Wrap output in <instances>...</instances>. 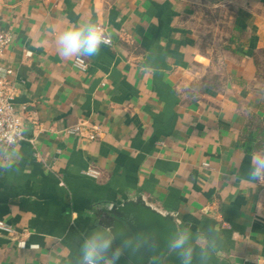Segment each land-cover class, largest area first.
<instances>
[{"label":"crops","instance_id":"obj_1","mask_svg":"<svg viewBox=\"0 0 264 264\" xmlns=\"http://www.w3.org/2000/svg\"><path fill=\"white\" fill-rule=\"evenodd\" d=\"M86 20L114 44L83 70L54 35ZM0 31V75L30 118L0 145V221L15 231L0 230V264H78L107 209L139 199L197 248L214 232L210 264L264 258V184L247 178L264 150V0H0ZM151 53L171 68L144 66ZM83 120L99 138L68 131Z\"/></svg>","mask_w":264,"mask_h":264},{"label":"clouds","instance_id":"obj_2","mask_svg":"<svg viewBox=\"0 0 264 264\" xmlns=\"http://www.w3.org/2000/svg\"><path fill=\"white\" fill-rule=\"evenodd\" d=\"M58 55L62 59L92 57L99 53L102 44H110V37L104 28L91 20L69 24L54 35ZM23 128H17L21 135ZM250 182L264 184V150L255 153L247 173ZM196 237L185 229L174 231L167 240V247L179 258L180 264H210L218 246L219 238L214 232L206 239L204 246L197 248ZM128 242L117 243L115 233L106 227H93L82 239L78 249V264H120ZM256 264H264V258L256 257Z\"/></svg>","mask_w":264,"mask_h":264},{"label":"water","instance_id":"obj_3","mask_svg":"<svg viewBox=\"0 0 264 264\" xmlns=\"http://www.w3.org/2000/svg\"><path fill=\"white\" fill-rule=\"evenodd\" d=\"M144 66L158 69H170L162 55L151 53L146 57ZM26 96H17L12 102L23 104ZM106 227L111 229L117 243L128 242L124 255L133 264H164L171 251L167 247L169 236L179 230L173 215L163 213L143 199L127 200L115 203L105 214Z\"/></svg>","mask_w":264,"mask_h":264},{"label":"built area","instance_id":"obj_4","mask_svg":"<svg viewBox=\"0 0 264 264\" xmlns=\"http://www.w3.org/2000/svg\"><path fill=\"white\" fill-rule=\"evenodd\" d=\"M104 30L107 35L105 28ZM110 40L111 43L107 45L112 46L114 41L111 37ZM11 41L12 37L10 34L0 31V62ZM76 65L83 70L87 68V64L82 58L76 60ZM12 73L13 71L9 70L5 75H0V145L3 146H14L24 140L25 124L26 121L30 119L28 117L29 108L27 104H15L12 102V100L18 96L17 88L10 79ZM17 128H23L21 135L16 134ZM68 131L72 134L92 140L100 137L99 128L90 125V123L85 120L81 121L76 126L70 127ZM87 173L94 175L96 171L89 169ZM0 230L8 234H13L15 232L13 227L4 221H0Z\"/></svg>","mask_w":264,"mask_h":264}]
</instances>
